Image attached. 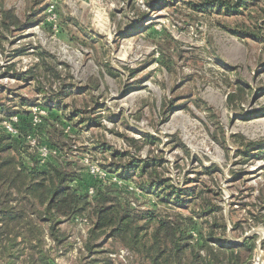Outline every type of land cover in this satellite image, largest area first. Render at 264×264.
I'll list each match as a JSON object with an SVG mask.
<instances>
[{"label":"rangeland","instance_id":"rangeland-1","mask_svg":"<svg viewBox=\"0 0 264 264\" xmlns=\"http://www.w3.org/2000/svg\"><path fill=\"white\" fill-rule=\"evenodd\" d=\"M249 1L233 14L202 0H0L25 24L0 34V97L23 111L0 120V133L16 117L44 164L65 156L51 147L53 130L77 171L72 184L90 198L110 185L133 208L189 215L173 188H202L240 224L230 243L256 235L255 264L264 253V0ZM42 53L60 80L16 77ZM133 160L155 161L161 187L127 178ZM74 221L68 246L52 253L60 264L83 258L90 222Z\"/></svg>","mask_w":264,"mask_h":264},{"label":"trees","instance_id":"trees-1","mask_svg":"<svg viewBox=\"0 0 264 264\" xmlns=\"http://www.w3.org/2000/svg\"><path fill=\"white\" fill-rule=\"evenodd\" d=\"M202 2L205 7L224 5L230 13L238 14L242 12V3L250 1ZM24 25L14 8L2 7V36L5 29L11 31L13 27ZM39 58V63L28 71L15 73L16 77L26 78L39 74L38 71H49L60 80V70L51 66L43 53ZM60 96L53 97L60 99ZM22 112L17 110L16 104H9L0 97V114L4 116L0 120L11 119ZM18 122L13 123L18 135L6 130L0 133V264H60L52 253H60L69 244L71 234L65 224L83 216L89 220L90 227L83 241L81 264H136L135 259L145 264H251L257 247L256 235L245 237L241 243H230V225L235 231L240 224L231 215L227 217L224 208L207 198L202 188H173L175 202L192 209L189 215L133 208L110 185L98 188L96 195L90 198L88 192L72 184L77 171L66 157L63 143L54 138V131L49 130L51 147L65 156L56 155L41 164L21 140ZM146 137L147 142L156 140L151 134ZM129 140L137 142L135 138ZM154 163L152 160L143 164L135 160L129 162L125 166V171H129L127 178L147 176L153 186L161 187L159 177L150 172ZM48 237L54 246L47 247ZM110 240L121 247H106ZM122 247L130 252L127 261L133 258L132 261H115L110 256Z\"/></svg>","mask_w":264,"mask_h":264},{"label":"built area","instance_id":"built-area-1","mask_svg":"<svg viewBox=\"0 0 264 264\" xmlns=\"http://www.w3.org/2000/svg\"><path fill=\"white\" fill-rule=\"evenodd\" d=\"M15 120H16V117L15 118H12V120H10V121L5 122V124H4V130H6V132H10L12 134L17 133V130H16L15 126L13 125V123L15 122ZM77 242H78V244H81L82 245L81 238H77ZM110 256L114 260H117V261L121 260V261L127 262L128 258L130 257V252L126 248H120L118 251L113 252V253H110Z\"/></svg>","mask_w":264,"mask_h":264},{"label":"bare ground","instance_id":"bare-ground-1","mask_svg":"<svg viewBox=\"0 0 264 264\" xmlns=\"http://www.w3.org/2000/svg\"><path fill=\"white\" fill-rule=\"evenodd\" d=\"M264 253H262V254H259V256H258V258H257V262L255 263V264H260V261L262 260V263L264 264ZM263 256V257H262ZM261 257H262V259H261Z\"/></svg>","mask_w":264,"mask_h":264},{"label":"water","instance_id":"water-1","mask_svg":"<svg viewBox=\"0 0 264 264\" xmlns=\"http://www.w3.org/2000/svg\"><path fill=\"white\" fill-rule=\"evenodd\" d=\"M263 256H264V255H263ZM263 256H262V257H263ZM262 257H261V259H262ZM260 264H263V263H262V260L260 261Z\"/></svg>","mask_w":264,"mask_h":264}]
</instances>
